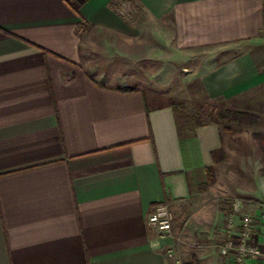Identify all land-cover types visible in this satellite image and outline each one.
<instances>
[{
	"label": "crops",
	"instance_id": "obj_1",
	"mask_svg": "<svg viewBox=\"0 0 264 264\" xmlns=\"http://www.w3.org/2000/svg\"><path fill=\"white\" fill-rule=\"evenodd\" d=\"M263 31L264 0H0V264H182L177 233L147 224L155 206L213 238L227 197L264 207L257 143L243 153L230 127L152 106L143 89L148 59L203 51L184 67L194 91L257 115ZM162 45L171 53L151 55Z\"/></svg>",
	"mask_w": 264,
	"mask_h": 264
},
{
	"label": "rangeland",
	"instance_id": "obj_2",
	"mask_svg": "<svg viewBox=\"0 0 264 264\" xmlns=\"http://www.w3.org/2000/svg\"><path fill=\"white\" fill-rule=\"evenodd\" d=\"M71 3V2H69ZM136 15V14H135ZM152 27V26H151ZM154 27V25H153ZM152 27V28H153ZM155 27L152 31H155ZM167 32H169L167 27ZM264 36V31L262 33ZM153 36V35H152ZM167 37L169 35L167 34ZM160 52L165 57L166 53H171L168 47L165 46H155V50L151 51L152 53ZM155 52V53H156ZM173 52V51H172ZM178 59L177 62H169L168 59L162 60L161 62L153 59H148L146 61V76L144 77L143 89L147 101L152 106H163V105H172L177 109V111L183 114L185 118H190V116L195 115V113L202 111L203 116L198 117L199 122H218L221 127H230L232 132L238 133L242 139L241 145L242 148H245L242 152L247 153L245 150H248L247 145L251 142L257 143L256 157L259 162V166H263L261 169V174L264 171V109H259L255 120L252 123H236V122H227L222 120L220 113L223 110H219L218 103L215 100H212L208 95L195 92L194 84L192 81H187L186 71L184 67H189L190 69L196 67L203 61V51H197L186 53L180 51L177 53ZM173 55V53H172ZM169 56V54H168ZM191 80V79H190ZM250 151H248L249 153ZM253 153V152H252ZM245 160L246 166H250L249 159L251 156L245 155L241 156ZM233 161V158L232 160ZM241 163V161H240ZM238 176H242L243 173H237ZM227 173L224 170L222 171V180L227 181ZM245 177H239L235 180L236 185L241 186L245 184ZM228 184V182H227ZM226 196V195H225ZM234 201L238 202V211L235 213L233 219V227L231 230V235L238 233V223L241 216L248 215L252 220V243L262 244L264 242V207H258L257 211H243L241 208V202L238 198L227 197L224 199V203L228 206L231 202L232 208L230 212H226L225 219L223 222V229L227 225L228 217L233 213V203ZM195 226L196 223L193 222L190 218H174L172 220V230L175 231L177 243L179 246V252L181 254L182 264H187L192 259L197 261V252L201 251L203 253H208L214 249L218 252L217 256L219 258L220 264H233L234 251H231L227 257L220 255L217 247L215 248V240L219 241L220 239H228V233L223 230L221 235H218V238H213V232L209 231L212 235H208V226L209 223L205 222L199 226L202 234L198 236H192L191 229ZM195 228V227H194ZM204 234V235H203ZM228 235V236H227ZM228 237V238H227ZM233 237V236H232ZM233 244L236 240L232 238ZM194 244V245H193ZM194 246V247H192ZM200 246V249L196 251L197 247ZM192 250V251H191ZM192 252V253H191ZM198 263V261H197ZM250 264V262H248ZM252 264H259L254 262Z\"/></svg>",
	"mask_w": 264,
	"mask_h": 264
},
{
	"label": "built area",
	"instance_id": "obj_3",
	"mask_svg": "<svg viewBox=\"0 0 264 264\" xmlns=\"http://www.w3.org/2000/svg\"><path fill=\"white\" fill-rule=\"evenodd\" d=\"M69 2H75L76 0H68ZM124 3L121 5L123 7ZM119 8V12L124 14L123 8ZM239 203L234 201L233 213L228 217L227 225L224 230L228 233V239H220L215 243V247L219 251L220 255L227 257L231 251H234L233 264H250L258 262L264 264V242L259 244L257 242L252 243V220L248 215H243L239 218L238 233L231 235L233 227V219L235 213L238 211ZM173 214L170 207L166 204H159L153 208V211L147 218V224L151 230H153L159 238H168L171 236L172 231ZM227 235V236H228ZM233 236V237H232ZM236 240L233 244V240Z\"/></svg>",
	"mask_w": 264,
	"mask_h": 264
},
{
	"label": "trees",
	"instance_id": "obj_4",
	"mask_svg": "<svg viewBox=\"0 0 264 264\" xmlns=\"http://www.w3.org/2000/svg\"><path fill=\"white\" fill-rule=\"evenodd\" d=\"M220 117L222 120H225L227 122H236V123H252L255 120V116L245 113V112H236L231 110H223V112L220 113ZM224 130L226 132H229V128L225 127ZM264 174V171H263ZM206 176H207V184H212L214 182V175H213V169L212 168H206ZM187 264H198L197 261H194L193 259L188 262Z\"/></svg>",
	"mask_w": 264,
	"mask_h": 264
}]
</instances>
